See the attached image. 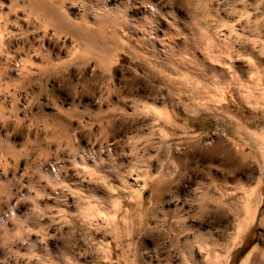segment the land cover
Wrapping results in <instances>:
<instances>
[{"label":"rangeland","instance_id":"1","mask_svg":"<svg viewBox=\"0 0 264 264\" xmlns=\"http://www.w3.org/2000/svg\"><path fill=\"white\" fill-rule=\"evenodd\" d=\"M30 1L0 0V264H264V73L252 56L230 61L218 34L242 0H223L226 14L221 0V10L213 0H131L129 14L170 29L177 46L166 54L185 62L101 19L118 46L100 67L91 61L100 47L85 58L92 65L77 59ZM202 14L207 24L193 17ZM16 55L27 63L20 78ZM233 79L240 85L228 88ZM128 168L154 176L138 191Z\"/></svg>","mask_w":264,"mask_h":264},{"label":"bare ground","instance_id":"2","mask_svg":"<svg viewBox=\"0 0 264 264\" xmlns=\"http://www.w3.org/2000/svg\"><path fill=\"white\" fill-rule=\"evenodd\" d=\"M30 1V0H28ZM68 1V2H67ZM130 1L131 0H95L96 4L92 3V0H31L30 2H28V5H26V7L28 8L29 12L32 13V14H35L36 17L35 19H40L41 22H43L44 24L47 23L48 26L50 24V26L52 27V30H53V34H56L58 36H60V34L64 35V39H63V43L65 45H69L72 50L74 51V53L77 51L76 53V56L73 55L77 58V59H80V60H83V62L85 61V58H89L90 57H87L90 53H92V51H90V47L92 46L94 48L95 45H97V48L100 47L99 49L101 50V52L99 54H97L96 58H94L93 60V56H91L92 60L93 61V66L96 67V65H98V67H100L99 65V62L97 61H100L102 59L103 61V64L105 65L104 61H107V54L110 55L111 51L113 52L114 49H116V45L117 44V41L118 39H116L117 37L116 36H113V37H109L108 35H106L105 33V28L107 26H105V23L104 21L108 22V23H112L114 24V26H120V27H124L128 30V32H131L133 34H135L136 36L138 37H142L145 35V38L147 40H151V44L155 47V49L157 50V52L159 53H162L164 56L168 55V59H172V60H178V61H181V62H185L183 59H182V55L179 53V55H176V53H173V54H166L168 51H172L173 50V47L174 46H177V39L175 41H172L171 39H168L167 38V34L170 33V29L168 28H160L159 26H157L156 24L153 23L152 19H148L147 17H144V19L142 18H139L137 13H133V14H129L130 12H132V10H135L137 9L136 6H132L133 4L130 5ZM214 1V0H213ZM216 1V0H215ZM214 1V4H215V10L219 7H216V5H219V1L218 2H215ZM223 2V0H221ZM228 1V0H227ZM234 1V2H233ZM64 2H67L68 3V6L69 7H66L65 6V3ZM226 2V1H225ZM230 2V0L228 1ZM226 3V5H229L230 3ZM233 4L236 3L237 5V0H232ZM231 2V3H232ZM241 2V0L239 1ZM135 3V1H134ZM221 3V2H220ZM224 3V2H223ZM221 3V4H223ZM24 4V3H23ZM213 4V5H214ZM210 5V4H209ZM232 4H230L231 6ZM241 5V4H240ZM221 9L224 11V14L230 12V10L228 11V7L225 6V3L224 5H221ZM234 6V5H232ZM232 6H231V11L233 10L232 9ZM212 4H211V9H212ZM235 7V6H234ZM242 10H240V7L236 10H235V13L236 15H233L230 17V15L227 17L229 18L230 17V24L229 23V19H228V22L231 26H232V29H223L222 28V25L220 27V30L219 31L221 33H218L220 36V39H222V42L220 41L219 39V45L221 43V46L223 47V49H226V47H229L228 48V58H230V61H241V60H246L248 56H252V58L254 57V59H256V65H257V72H262L264 73V58L262 59V56L264 55V0H242V6H241ZM220 9V7H219ZM220 9V10H221ZM230 9V7H229ZM202 10V9H201ZM214 10V11H215ZM219 10V11H220ZM70 11V12H69ZM218 11V10H217ZM241 11H244L243 13H245L244 15L247 14V18L245 16H242L243 13ZM221 12V11H220ZM234 12V10H233ZM240 12V13H239ZM211 13V11H210ZM223 13V12H222ZM231 13V12H230ZM212 14V13H211ZM214 15L215 14H221V13H217V12H214L213 13ZM212 14V15H213ZM223 14V15H224ZM70 15H74L75 17V21L72 20L70 18ZM200 15V14H199ZM205 15V14H204ZM202 14V16H198V15H194L193 17L196 16V20H198V22L200 21V19L204 16ZM207 15H209L208 17H211L212 15L209 14V12L207 13ZM207 15L205 17H207ZM228 15V14H227ZM137 16V17H135ZM198 16V18H197ZM219 16V20L218 18L215 16V23L217 22V25L218 24H221L222 22H218L220 21V18H222L221 15H217ZM221 16V17H220ZM226 16V15H225ZM6 17V16H5ZM2 19L5 20L7 18ZM25 17V16H24ZM27 17H28V14H27ZM200 17V19H199ZM203 17L204 21H202L203 23H206L209 19L208 18H205ZM213 17V16H212ZM211 17V19H212ZM93 20V24L96 26V27H92L89 25L88 23V19H91ZM213 18V20H214ZM10 19V18H9ZM28 19V18H27ZM104 20L103 22H99V20ZM208 19V20H207ZM223 19V18H222ZM21 18L20 16H15V22L16 24H19L17 26H19L20 28H22V26H24V24L22 25L21 24ZM24 20V19H23ZM22 20V21H23ZM143 20V21H142ZM211 20V23H213L214 21ZM224 20V19H223ZM222 20V21H223ZM2 21V20H1ZM0 21V22H1ZM7 21H9L7 19ZM14 21V20H13ZM26 21V20H25ZM38 21V23L40 22ZM206 21V22H205ZM29 21L25 22V23H28ZM31 22V21H30ZM36 22V21H35ZM33 22V23H35ZM40 22L39 25H42ZM201 22V23H202ZM4 23V21H3ZM10 24V26L12 25V23L10 22H6V24ZM14 23V22H13ZM37 23V22H36ZM110 23V24H111ZM142 23V25L140 24ZM202 25H205L203 24ZM208 23V22H207ZM206 23V24H207ZM5 24V25H6ZM29 24V23H28ZM210 24V22H209ZM208 24V28H209V25ZM223 24H225V21H223ZM228 24V25H229ZM1 25V24H0ZM35 25V24H34ZM201 25V24H200ZM212 25V24H211ZM28 26V25H26ZM44 28L46 27L45 25H43ZM113 26V27H114ZM215 26V27H216ZM224 26V25H223ZM226 26V25H225ZM2 27V26H1ZM8 27V25H7ZM5 27V28H7ZM25 27V26H24ZM34 27V26H33ZM205 27L207 28V26L205 25ZM212 26H210L209 29H211ZM14 28V27H13ZM19 28V30H20ZM40 28V27H39ZM200 28V27H199ZM201 28H203L204 30V27L201 26ZM207 28V29H208ZM214 29V27H212ZM218 29V27H216ZM214 29V30H217V29ZM224 28H227V27H224ZM12 29V28H10ZM9 29V30H10ZM16 29V27H15ZM25 29V28H24ZM23 29V30H24ZM35 29V27L33 28ZM1 30V29H0ZM26 30H30V27L29 29H26ZM212 30V29H211ZM210 30V32H211ZM3 31V29H2ZM22 31V30H21ZM14 32V31H13ZM16 32V31H15ZM14 32V34H15ZM25 32V31H24ZM249 32H250V37H249ZM10 33V32H9ZM212 33V32H211ZM214 33V31H213ZM212 33V34H213ZM216 34L215 37H217L218 35ZM4 33H2V35H0V40L2 38ZM19 34V33H18ZM46 34V33H44ZM52 34V35H53ZM7 35V33H6ZM17 35V34H16ZM210 36V35H209ZM62 37V36H61ZM172 37V36H171ZM206 37V36H205ZM5 39V38H4ZM14 39V38H13ZM40 38H38V41H39ZM173 39V38H172ZM189 39V38H188ZM205 39V38H204ZM218 39V38H216ZM215 39V41H217ZM15 40V39H14ZM36 40V38L34 39ZM195 40V39H194ZM210 40V38H209ZM186 41V40H185ZM189 40H187L188 42ZM193 41V40H192ZM3 42V40H2ZM148 42V41H147ZM195 42V41H194ZM10 44V43H9ZM193 44V43H192ZM195 44V43H194ZM2 46V45H1ZM18 46V45H17ZM217 46V45H216ZM215 45L213 46L215 49L217 48ZM201 47V46H200ZM219 47V46H218ZM221 47V48H222ZM18 49V47H16ZM20 48V46H19ZM23 48V47H22ZM21 48V49H22ZM193 47H191L190 49H192ZM196 48V47H195ZM208 48H212V46H208ZM215 49H208L211 51H215ZM222 49V50H223ZM19 50V49H18ZM194 50V49H193ZM217 50V49H216ZM219 50L221 49H218L217 51L219 52ZM222 50L220 52H222ZM1 51V50H0ZM24 51V50H23ZM226 51V50H225ZM7 52H10V50ZM22 52V50H21ZM110 52V53H109ZM216 52V51H215ZM218 52H217V55L214 53H209L211 55H214L213 58L215 57L214 60L218 61L219 59V56L221 55L223 59V55L224 52L221 54L219 53L220 55L218 56ZM4 53V52H2ZM13 53V52H12ZM26 53V52H25ZM94 53V52H93ZM107 53V54H106ZM170 53V52H169ZM1 54V53H0ZM11 54V53H10ZM29 54V53H27ZM96 54V53H95ZM94 54V55H95ZM3 55V54H2ZM0 55V56H2ZM5 55V54H4ZM25 55V54H24ZM33 55V54H31ZM30 55V56H31ZM101 57H99V56ZM106 55V56H105ZM210 55V57H211ZM9 56V55H8ZM18 56V55H16ZM37 56V55H36ZM67 56V55H66ZM90 56V55H89ZM218 56V58L216 59V57ZM74 57V58H75ZM97 57L99 60H97ZM191 57H194L193 59V62L196 64H198L201 60H200V57L195 53V51L192 52V56ZM9 58V57H8ZM106 58V59H104ZM209 58V57H208ZM212 58V57H211ZM7 58L5 57V61L6 62H9L6 60ZM15 59V57H14ZM206 59V57H205ZM221 59V60H222ZM226 59V58H225ZM24 59H22V57L18 56V59H17V62L15 63V65H13V69H12V72L18 76L19 78L21 76H23L25 73H27V69H26V64H24ZM27 60H29L27 58ZM41 60V59H40ZM79 60V61H80ZM249 60V59H248ZM3 61V59L1 60ZM13 61V60H12ZM10 60L11 63L14 64V61L12 62ZM42 61V60H41ZM89 61V62H88ZM90 60L87 59V62L85 61V64H90L91 62ZM192 61V60H190ZM250 61V60H249ZM202 62L204 63V60H202ZM5 62H3V65H4ZM30 63V62H29ZM28 63V64H29ZM201 63V62H200ZM199 64L201 65V67H205V63L204 64ZM1 64V63H0ZM6 64V63H5ZM90 64V65H92ZM9 65V64H8ZM204 65V66H202ZM208 65V64H207ZM7 66V64L5 65ZM92 66V67H93ZM2 67V65H1ZM0 67V68H1ZM208 67H210V72H212L213 75H216L218 73V71H222V69H217L216 67H212L210 65H208ZM232 67V66H231ZM4 68V67H3ZM43 68V67H42ZM207 68V67H206ZM205 68V69H206ZM5 69V68H4ZM174 69V68H173ZM204 69V71H205ZM259 69L261 71H259ZM10 70V69H9ZM29 70V69H28ZM208 70V69H207ZM3 70H0V73H2ZM5 71V70H4ZM3 71V72H4ZM7 71V70H6ZM174 73L173 75H171V82L174 84H180L182 85V82H178V80L181 81L182 80H185V76L183 74H179L176 69L173 70ZM9 72V71H8ZM29 73V72H28ZM41 73V72H40ZM43 73V72H42ZM26 76V75H25ZM24 76V77H25ZM28 76V75H27ZM26 76V77H27ZM23 77V78H24ZM16 78V77H15ZM18 78V79H19ZM1 79V78H0ZM25 79V78H24ZM237 79V78H236ZM234 80V79H233ZM27 81V80H26ZM238 81V79H237ZM236 80H234V82L232 83H229L228 84V88H232V86L234 85H240ZM262 81V80H260ZM19 82V81H18ZM22 83V82H21ZM185 83V82H183ZM187 83V82H186ZM216 83V82H214ZM25 84V83H24ZM179 85V86H180ZM18 86V85H17ZM181 89V88H180ZM196 90V89H195ZM6 93V91H4ZM8 93V92H7ZM6 93V94H7ZM10 93V92H9ZM1 102V101H0ZM259 107V106H258ZM263 114H264V111H263ZM109 116V115H108ZM4 117V116H3ZM147 116H145L146 118ZM145 121V120H144ZM150 121V120H149ZM146 122V121H145ZM144 130V129H143ZM218 134L216 133H211L209 135H206L204 138L205 140H213ZM135 139L136 136H134ZM133 137V138H134ZM131 138V137H130ZM134 139V140H135ZM130 140V139H129ZM128 140V141H129ZM204 140V141H205ZM133 141V140H132ZM145 141H147L145 139ZM149 142V141H147ZM130 143V142H129ZM136 143V142H135ZM145 143V142H144ZM213 143V142H212ZM210 144V143H209ZM135 145V144H134ZM146 145V144H145ZM131 146H132V143H131ZM261 147V152H262V158H263V162H264V136H263V140L261 141V144H260ZM132 147H135V146H132ZM131 147V148H132ZM152 147V146H151ZM221 147L220 144H217L214 148H219ZM224 148H222L224 151L227 150V148L225 146H223ZM130 148V150H131ZM146 148V147H145ZM136 150V149H135ZM147 150V149H146ZM151 150V149H150ZM130 156V154H133V153H130L128 152ZM153 162V161H152ZM157 163V162H156ZM160 164V162L158 163V165ZM154 165V163H153ZM151 167V166H150ZM163 168V167H162ZM168 169V168H167ZM150 171V170H149ZM164 171V170H163ZM159 172V171H158ZM166 172V171H165ZM164 172V173H165ZM163 173V174H164ZM171 173V172H169ZM172 174V173H171ZM170 174V175H171ZM126 180L130 183L131 187L135 188L136 190H142L145 188V185H146V178H152L154 175L153 174H150L148 173L147 176H144V174L136 171V170H131L128 168L127 172H126ZM159 176V175H158ZM161 177V176H160ZM152 181V179H151ZM163 181V180H162ZM158 183V182H157ZM160 184V183H159ZM250 199V197L248 198ZM232 201V199H231ZM231 203V202H230ZM250 200H246V203H245V207H243L245 209V212L247 214V216L245 217V219H243L242 221V224L240 227V233L242 231H244L246 229V226H248L249 222H250V213H248V211L250 210ZM204 205V204H203ZM183 205L182 204H179V205H176V208L178 207L179 209L183 210ZM203 207V206H202ZM205 208V207H204ZM250 212V211H249ZM236 220V219H235ZM248 224V225H247ZM248 228V227H247ZM239 229V228H238ZM238 233H239V230H238ZM239 235V234H238ZM240 238V237H239ZM237 237V239H239ZM235 242V241H234ZM216 245V244H215ZM211 249V248H210ZM210 249L208 251V254H207V257H202L204 260H206L207 258L209 259V257L212 255L210 253ZM214 249V248H213ZM208 250V249H207ZM213 252V251H212ZM189 253H191V255H194V252L192 250L189 251ZM207 253V252H206ZM211 254V255H210ZM210 255V256H209ZM215 255V254H214ZM209 256V257H208ZM192 259V258H191ZM195 259V258H194ZM200 260V259H199ZM203 260V261H204ZM218 261V260H217ZM192 262V261H191ZM216 262V261H215ZM187 263V262H186ZM191 264V263H190ZM196 264V262H195ZM212 264V262L210 263ZM214 264V262H213ZM217 264V263H216ZM219 264V263H218Z\"/></svg>","mask_w":264,"mask_h":264}]
</instances>
